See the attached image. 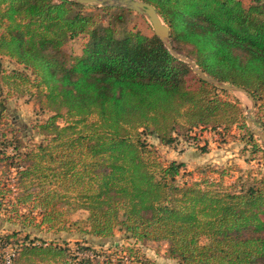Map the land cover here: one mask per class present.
Listing matches in <instances>:
<instances>
[{
	"label": "trees",
	"instance_id": "16d2710c",
	"mask_svg": "<svg viewBox=\"0 0 264 264\" xmlns=\"http://www.w3.org/2000/svg\"><path fill=\"white\" fill-rule=\"evenodd\" d=\"M142 1L169 27L174 51H185L207 76L244 89L259 109L264 0L249 7L241 0ZM133 14L73 0H0V57L32 72L42 107L52 114L37 128L45 141L24 152L15 137V154L3 153L18 182L13 189L0 184V195L16 200L7 212L25 227L60 234L77 226L71 214L84 211L80 231L87 235L107 239L118 230L136 244L164 242L178 264H264V173H243L230 186L207 179L180 185L184 163L163 165L143 139L174 146L201 128L228 133L242 116L239 101L224 100L227 90L203 80L192 89V68L156 35L125 30ZM81 37L83 49L69 55L66 45ZM5 111L0 101V117ZM28 204L38 212L30 221L19 215ZM21 234L0 235V264L8 248L11 264H154L133 247L117 257L79 258L57 240Z\"/></svg>",
	"mask_w": 264,
	"mask_h": 264
},
{
	"label": "rangeland",
	"instance_id": "374dc122",
	"mask_svg": "<svg viewBox=\"0 0 264 264\" xmlns=\"http://www.w3.org/2000/svg\"><path fill=\"white\" fill-rule=\"evenodd\" d=\"M241 1L245 7H249L253 3V0ZM124 28L125 30L139 31L146 36L154 34L150 21L145 16L137 13L131 16ZM85 41L84 37L69 41L65 51L69 55H77L83 49ZM177 54L180 60L192 68V65L186 60L193 61V59L188 57L185 51L180 50ZM17 72L23 73L25 77H28V80H9V84L6 79H3V77ZM188 79L189 86L192 89L199 87L201 78L195 69L192 68ZM0 85V101H4L6 105V111L0 117V184L4 189H13L18 183L17 172L14 167L3 161V153L6 155L15 154L12 142L15 137L24 143V148L22 149L24 152L34 149L36 145L45 141L38 133L37 128L46 122L52 114L42 107L43 98L40 97L36 88L35 76L32 72L25 70L23 66L7 56L0 57ZM220 95L224 100L239 101L242 109L239 124L232 126L228 133L223 127L217 131L201 128L194 130L192 134L188 135L187 144L180 142V140H186L183 137H179V142L174 146H162L160 144L159 148L154 144L160 143L155 137H143L148 145L157 148L160 162L163 165H168L180 155L185 156V162H183L185 167L178 177V184L180 185L207 179L211 182H221L225 186H230L243 173H264V153L254 150L251 139L246 135V129L249 128L248 117H251L254 122L253 129L257 130L259 134L264 133V129L259 124L260 122L264 123V99H262L259 109L256 107L253 109V102L245 93L228 90L227 93L221 92ZM59 123L61 126L65 125L64 119H59ZM254 140L264 150V143L261 137L255 134ZM12 201L15 202L16 200L11 194L6 193L5 197L0 195V202L3 203L2 210H0V235L12 230L20 231L21 235L30 233L33 236L34 233H38L41 236L44 235L43 237L46 240H57L59 245L68 247L79 258H94L95 255L103 257L109 254L116 256L123 249L133 247L140 256L149 259L154 264H178L177 260L169 257L167 252L168 245L164 242L149 241L145 244H136L118 230L115 237L107 239L87 235L80 231L84 227L83 221L88 217V214L84 211H76L69 216L70 223L78 222L77 226H71L70 232L65 231L60 234L44 232V234H41L38 229L25 227L24 225L27 222H23L21 218L14 216L11 212H7L10 211L8 207L11 206ZM31 207L32 204H28V206L21 207L19 210V215H29V219L26 221H30L33 217H38V212ZM10 217L13 221L9 220ZM24 217H22V220ZM115 246H119V248Z\"/></svg>",
	"mask_w": 264,
	"mask_h": 264
},
{
	"label": "water",
	"instance_id": "95a60500",
	"mask_svg": "<svg viewBox=\"0 0 264 264\" xmlns=\"http://www.w3.org/2000/svg\"><path fill=\"white\" fill-rule=\"evenodd\" d=\"M81 5H97L100 7H122L126 8L134 13L145 16L150 23L152 24L154 34L161 40L165 47L176 57L179 58V55L173 50L171 43V33L169 27L165 24L163 18L159 14L158 10L151 4L144 2L142 0H73ZM189 64L192 65V68L199 74L201 80L206 81L220 89L230 90V91H240L247 94L244 89L230 86L223 82L218 81L212 77L207 76L202 70H200L196 63L192 60H186ZM250 100L253 102V109L256 107L255 99L247 94ZM247 122L249 124V129L252 133L257 134L261 137L262 142L264 143V133L259 134L257 130L253 129L254 122L251 117H248Z\"/></svg>",
	"mask_w": 264,
	"mask_h": 264
},
{
	"label": "crops",
	"instance_id": "0c3cea01",
	"mask_svg": "<svg viewBox=\"0 0 264 264\" xmlns=\"http://www.w3.org/2000/svg\"><path fill=\"white\" fill-rule=\"evenodd\" d=\"M180 142H182V143H185V144H187V141H183V140H180ZM156 146H158V148H159V146H160V144L161 143H154ZM162 145V144H161ZM163 146V145H162ZM184 158H185V156L184 155H180L179 157H177L176 159H174V161H177V162H181V163H183V162H185V160H184ZM12 231H15V230H12ZM11 231V232H12ZM18 231V230H17ZM8 232H10V231H8ZM41 234H44V232H40ZM30 234V233H29ZM24 236V235H23ZM44 236V235H43ZM43 236H41L40 234H38V233H34V235L33 236H31L32 238H41V239H44V240H46Z\"/></svg>",
	"mask_w": 264,
	"mask_h": 264
},
{
	"label": "built area",
	"instance_id": "2783aa9c",
	"mask_svg": "<svg viewBox=\"0 0 264 264\" xmlns=\"http://www.w3.org/2000/svg\"><path fill=\"white\" fill-rule=\"evenodd\" d=\"M14 256H15L14 251L8 248L4 254L6 264H11Z\"/></svg>",
	"mask_w": 264,
	"mask_h": 264
},
{
	"label": "bare ground",
	"instance_id": "6f19581e",
	"mask_svg": "<svg viewBox=\"0 0 264 264\" xmlns=\"http://www.w3.org/2000/svg\"><path fill=\"white\" fill-rule=\"evenodd\" d=\"M239 95V94H238ZM239 98V97H238ZM240 99V98H239Z\"/></svg>",
	"mask_w": 264,
	"mask_h": 264
}]
</instances>
